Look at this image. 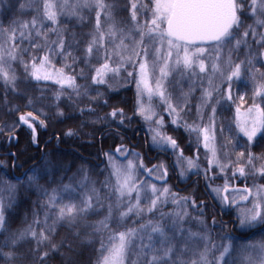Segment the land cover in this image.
Returning <instances> with one entry per match:
<instances>
[{
	"label": "snow or ice",
	"instance_id": "1",
	"mask_svg": "<svg viewBox=\"0 0 264 264\" xmlns=\"http://www.w3.org/2000/svg\"><path fill=\"white\" fill-rule=\"evenodd\" d=\"M0 136V264H264V0H0Z\"/></svg>",
	"mask_w": 264,
	"mask_h": 264
},
{
	"label": "trees",
	"instance_id": "2",
	"mask_svg": "<svg viewBox=\"0 0 264 264\" xmlns=\"http://www.w3.org/2000/svg\"><path fill=\"white\" fill-rule=\"evenodd\" d=\"M133 89L134 88H132V90H127L124 88L119 89V95H118L117 99L127 100L128 106L131 107L132 102L134 100L133 99L134 98V95H133L134 90ZM126 91H128L127 94H125ZM57 127H63V125H57ZM133 128L134 129L140 128V124H138V123L134 124ZM85 131L88 132V131H91V129H85ZM23 135H24V133H21L22 138H23ZM141 135H142V131H140L139 135H135V136H134L132 129H130L128 131V136L133 137V139L130 141V143L140 145V148L138 150H142V152L146 155V157L148 159V154H146V153H147V151H149V148H148V145L144 143L145 133H144L143 138ZM183 137H185V136H183ZM88 140H89V137H87V136L79 138V139H75L73 141H70L68 144L60 145V149L63 151L69 152V153L77 154V155L83 156L85 158H88L92 164H96V163H98V161L95 160L94 157H95L97 149L100 147V144L96 143L95 146H92L88 143ZM107 143L110 144L111 141H108ZM187 143H188V141L183 139L182 146H186ZM105 147H107V144H105ZM9 151H15V148H11L8 145L6 139L4 137L0 136V159H7V153ZM153 153H154V156L157 157V153L155 151ZM191 154H192L191 152L186 151V155H191ZM4 172H5V169L2 166H0V175H3ZM13 174L18 175L19 173L18 172L13 173L12 170L9 169L8 175L11 176ZM197 179H198V177L193 176L191 181L183 182V181L178 180V182H176V177L173 176L170 179L169 183L171 185H173L174 191H179V192H181V194H184L185 189H189L190 187H192L193 183L195 181H197ZM216 183L221 184V183H223V181L217 180ZM236 183L238 184V186H241V187L243 186V183L241 181H237ZM248 183L250 184L251 181H249ZM203 187H204L203 181L201 180L200 184H199V188H200L201 193L203 192ZM31 199L35 200L36 196L33 195L31 197ZM208 202L211 203V200L209 199ZM28 207H30V205L28 203H24L21 205V207L19 209L18 217H17V224H19L23 220L24 212ZM224 218H225V220L229 219L227 216Z\"/></svg>",
	"mask_w": 264,
	"mask_h": 264
},
{
	"label": "rangeland",
	"instance_id": "3",
	"mask_svg": "<svg viewBox=\"0 0 264 264\" xmlns=\"http://www.w3.org/2000/svg\"><path fill=\"white\" fill-rule=\"evenodd\" d=\"M134 90V89H133ZM127 92L128 91H126L125 92V94H127ZM133 95H134V93H133ZM134 99V98H133ZM180 135L182 136V141H183V139L184 140H187L188 141V137H187V134H185V133H183V131L181 130V133H180ZM142 138H143V136H144V131H142ZM183 136H185V137H183ZM154 151H147V153L146 154H148V155H152V156H154V153H153ZM145 155V154H144ZM146 156V155H145ZM149 159V158H148ZM151 160V159H150Z\"/></svg>",
	"mask_w": 264,
	"mask_h": 264
},
{
	"label": "flooded vegetation",
	"instance_id": "4",
	"mask_svg": "<svg viewBox=\"0 0 264 264\" xmlns=\"http://www.w3.org/2000/svg\"><path fill=\"white\" fill-rule=\"evenodd\" d=\"M156 156H152V155H148V158L149 159H151L153 162H155L156 161V158H155ZM176 182H178V180L176 179Z\"/></svg>",
	"mask_w": 264,
	"mask_h": 264
}]
</instances>
